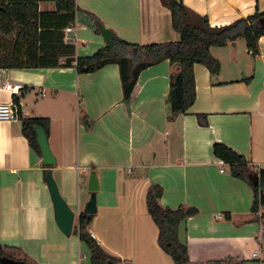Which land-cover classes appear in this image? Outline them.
<instances>
[{
  "label": "crops",
  "instance_id": "0c3cea01",
  "mask_svg": "<svg viewBox=\"0 0 264 264\" xmlns=\"http://www.w3.org/2000/svg\"><path fill=\"white\" fill-rule=\"evenodd\" d=\"M181 1L212 27L264 12V0ZM166 2L76 0V29L65 40L74 41L79 58L100 50L105 42L92 15L133 44L177 43L180 34ZM39 10L51 12L55 5L43 2ZM234 42L235 47L230 42L211 49L221 66L217 75L195 64L196 101L174 118L168 96L175 70L168 60L141 72L129 102L116 64L82 75L75 67L6 70L4 79L24 89L12 96L0 85V104L19 100L21 111L17 121L0 122V246L19 249L32 264H91L78 225L95 172L97 212L88 232L117 264H174L158 244L148 211L153 188L160 190L162 207L199 210L179 227V241L193 263L230 258V264H264L248 250L264 233L251 212V181L233 176L213 153L221 143L244 156L253 172L264 170V36L256 54L249 53L245 39ZM30 118L50 120L54 166L46 168L23 136L22 121ZM49 172L75 212L70 237L55 221Z\"/></svg>",
  "mask_w": 264,
  "mask_h": 264
},
{
  "label": "trees",
  "instance_id": "16d2710c",
  "mask_svg": "<svg viewBox=\"0 0 264 264\" xmlns=\"http://www.w3.org/2000/svg\"><path fill=\"white\" fill-rule=\"evenodd\" d=\"M43 2L53 3L55 10L41 12L39 4ZM165 5L171 12L173 29L180 34L179 42L138 45L116 36L93 56L79 58L74 41L65 40V30L76 24L80 12L76 0H0V70L75 67L77 73L82 75L116 64L120 69L124 101L129 102L141 72L168 60L172 66L180 65L179 72L171 76L168 96L170 117L186 114L196 101L195 64H201L211 75H217L221 66L211 55V49L224 47L240 38L245 39L249 51L256 54L258 41L264 36V29L259 25L264 12H257L228 26L212 27L207 17L193 13L181 0H167ZM94 19L91 15V24L96 28ZM15 101L19 104V100ZM36 127L42 128L49 136L50 120L30 118L22 121L23 136L31 148L42 156ZM213 153L237 178L250 182L251 176L258 175L257 186L250 182L254 191L251 212L256 222L264 224V170L253 172L244 156L224 144H215ZM159 192L158 188L149 192L147 207L159 230L160 248L172 258L174 264H205L193 263L187 246L179 241L181 223L197 216L199 210L185 206L176 209L162 207L155 196ZM92 218V215L82 212L78 225L80 239L90 250L91 264L119 263L89 234ZM3 257L32 264L19 249L7 246H0V258ZM231 261L229 258L211 264H230Z\"/></svg>",
  "mask_w": 264,
  "mask_h": 264
},
{
  "label": "water",
  "instance_id": "95a60500",
  "mask_svg": "<svg viewBox=\"0 0 264 264\" xmlns=\"http://www.w3.org/2000/svg\"><path fill=\"white\" fill-rule=\"evenodd\" d=\"M94 22L97 31L99 32L105 43L111 41L116 37V33L110 28L106 27L101 20L95 18ZM259 25L262 29H264V17H262L259 20ZM231 46L235 47L236 43L232 42ZM174 70H175L174 74L179 72L180 65L179 64L175 65ZM35 133L37 136L38 144L42 152L43 164L49 167L54 166L56 164V159L51 151L49 139L46 132L42 128L36 127ZM250 181L254 186H257L258 175L251 176ZM47 186L54 205L55 221L59 229L62 231V233L66 237H70L74 227L75 212L63 199L52 172L48 173ZM88 190L89 192H91V197L88 203L85 205L83 213L88 215H93L97 212V192L99 191V180L95 172H91L90 174ZM160 196H161L160 193L156 194V197L159 198ZM0 264H27V263H25L24 261L14 260L8 257H3L0 258Z\"/></svg>",
  "mask_w": 264,
  "mask_h": 264
},
{
  "label": "built area",
  "instance_id": "2783aa9c",
  "mask_svg": "<svg viewBox=\"0 0 264 264\" xmlns=\"http://www.w3.org/2000/svg\"><path fill=\"white\" fill-rule=\"evenodd\" d=\"M76 29V25L68 27L65 30L67 35L72 34ZM69 40H72L71 38ZM252 54L251 51H249ZM6 70H0V85L1 89L8 92L12 96H19L24 89L22 84H13L4 79ZM21 117L20 105L16 102H10L8 104H0V122L10 123L17 121ZM221 218V217H220ZM94 236L93 234H91ZM257 253L253 254V257H257Z\"/></svg>",
  "mask_w": 264,
  "mask_h": 264
},
{
  "label": "rangeland",
  "instance_id": "374dc122",
  "mask_svg": "<svg viewBox=\"0 0 264 264\" xmlns=\"http://www.w3.org/2000/svg\"><path fill=\"white\" fill-rule=\"evenodd\" d=\"M249 253H257L259 256L264 258V237L261 238L260 242H256L254 245H250L249 248Z\"/></svg>",
  "mask_w": 264,
  "mask_h": 264
}]
</instances>
